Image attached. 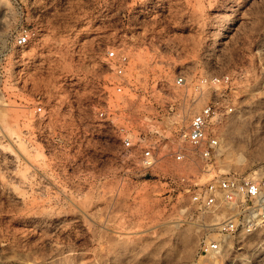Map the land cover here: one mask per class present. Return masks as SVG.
I'll return each mask as SVG.
<instances>
[{
  "label": "rangeland",
  "instance_id": "obj_1",
  "mask_svg": "<svg viewBox=\"0 0 264 264\" xmlns=\"http://www.w3.org/2000/svg\"><path fill=\"white\" fill-rule=\"evenodd\" d=\"M127 10L132 25L168 23L171 35L119 42ZM22 26L36 35L18 48ZM125 47L128 89L117 93L104 58ZM179 75L188 87L173 86ZM202 76L229 77L224 95L236 113L198 182L263 174L264 0H0V264H264V230L198 257L222 216L169 183L201 167L167 152L188 149L179 135L219 95L193 90ZM119 128L155 144L152 168L123 148Z\"/></svg>",
  "mask_w": 264,
  "mask_h": 264
},
{
  "label": "built area",
  "instance_id": "obj_2",
  "mask_svg": "<svg viewBox=\"0 0 264 264\" xmlns=\"http://www.w3.org/2000/svg\"><path fill=\"white\" fill-rule=\"evenodd\" d=\"M36 32L28 26L20 27L14 38L18 48L26 47L35 38ZM128 48L108 49L105 62L111 68L114 81L112 86L117 93H123L125 75L130 66ZM229 77H199L193 90L202 95L204 88L217 89L219 95L206 98L199 110L194 112L188 121L187 129L179 137L181 147L170 148L167 152L174 161L188 163L197 161L201 167L196 176L169 180L174 187L180 188L190 203L198 210L210 214H219L222 220L215 225V233L207 234L198 242V257L206 258L217 255L224 246L226 238L246 237L264 230V173L259 170L244 174L228 173L215 175L204 183H199L203 174L213 171V163L223 153L222 131L230 116L236 113V108L228 95H224ZM189 83L184 75L173 80L175 88H185ZM172 110V107H168ZM41 107L36 112H41ZM100 117L103 113H99ZM124 149L139 153L138 163L143 169L152 168L159 160L157 147L145 134H134L126 128L117 130Z\"/></svg>",
  "mask_w": 264,
  "mask_h": 264
},
{
  "label": "crops",
  "instance_id": "obj_3",
  "mask_svg": "<svg viewBox=\"0 0 264 264\" xmlns=\"http://www.w3.org/2000/svg\"><path fill=\"white\" fill-rule=\"evenodd\" d=\"M130 13L131 11L127 10L126 14L122 15L119 42L136 46H141L143 43H148L149 45H153V43L162 44L171 35L173 28L168 23L149 22L132 25ZM152 54L159 55L157 53Z\"/></svg>",
  "mask_w": 264,
  "mask_h": 264
}]
</instances>
